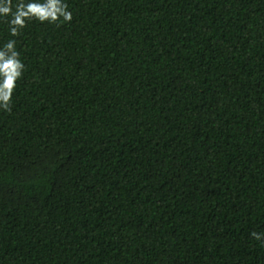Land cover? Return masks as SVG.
<instances>
[{
  "label": "trees",
  "instance_id": "16d2710c",
  "mask_svg": "<svg viewBox=\"0 0 264 264\" xmlns=\"http://www.w3.org/2000/svg\"><path fill=\"white\" fill-rule=\"evenodd\" d=\"M0 110V264H264V0H65Z\"/></svg>",
  "mask_w": 264,
  "mask_h": 264
},
{
  "label": "clouds",
  "instance_id": "9594fccd",
  "mask_svg": "<svg viewBox=\"0 0 264 264\" xmlns=\"http://www.w3.org/2000/svg\"><path fill=\"white\" fill-rule=\"evenodd\" d=\"M7 19L10 37L18 36L30 21L56 23L72 20L65 0H0V19ZM24 64L16 49L15 39H8L0 46V110H9L13 90L21 77ZM260 240L264 234L253 232Z\"/></svg>",
  "mask_w": 264,
  "mask_h": 264
}]
</instances>
